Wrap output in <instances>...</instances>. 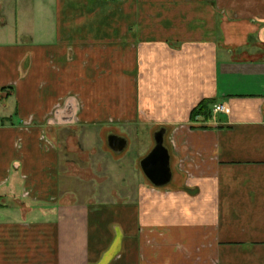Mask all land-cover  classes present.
I'll return each mask as SVG.
<instances>
[{"label":"crops","instance_id":"1","mask_svg":"<svg viewBox=\"0 0 264 264\" xmlns=\"http://www.w3.org/2000/svg\"><path fill=\"white\" fill-rule=\"evenodd\" d=\"M0 264H264V0H0Z\"/></svg>","mask_w":264,"mask_h":264},{"label":"water","instance_id":"2","mask_svg":"<svg viewBox=\"0 0 264 264\" xmlns=\"http://www.w3.org/2000/svg\"><path fill=\"white\" fill-rule=\"evenodd\" d=\"M165 128L155 132V146L141 159L140 166L154 186H165L170 183L173 171L171 167V154L165 145ZM109 147L116 153H121L127 147V139L123 136L111 134L108 137Z\"/></svg>","mask_w":264,"mask_h":264},{"label":"trees","instance_id":"3","mask_svg":"<svg viewBox=\"0 0 264 264\" xmlns=\"http://www.w3.org/2000/svg\"><path fill=\"white\" fill-rule=\"evenodd\" d=\"M215 102V99L206 98L201 100L191 111V119L197 120L198 117L202 119H209L212 117L211 105Z\"/></svg>","mask_w":264,"mask_h":264},{"label":"rangeland","instance_id":"4","mask_svg":"<svg viewBox=\"0 0 264 264\" xmlns=\"http://www.w3.org/2000/svg\"><path fill=\"white\" fill-rule=\"evenodd\" d=\"M141 151H142V154H143V153L146 151V148H145V149L142 148ZM126 155H128V152H127ZM78 157H80V159H81V163L78 162L77 165H78V166L80 165L79 167H81L82 165L84 166L85 163H86V160H85L86 157H85V155H83V154H79ZM77 169H80V170L78 171L79 175H82L83 178L87 177V173H86L82 168H77Z\"/></svg>","mask_w":264,"mask_h":264},{"label":"built area","instance_id":"5","mask_svg":"<svg viewBox=\"0 0 264 264\" xmlns=\"http://www.w3.org/2000/svg\"><path fill=\"white\" fill-rule=\"evenodd\" d=\"M225 109H226V107H225L224 104H216V105L214 106L213 111H214L215 113H218V112L225 111Z\"/></svg>","mask_w":264,"mask_h":264}]
</instances>
